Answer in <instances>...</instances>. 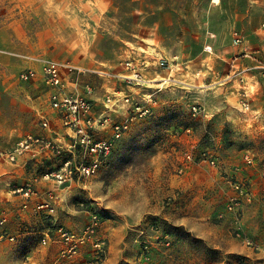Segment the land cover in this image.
Instances as JSON below:
<instances>
[{
  "label": "rangeland",
  "instance_id": "374dc122",
  "mask_svg": "<svg viewBox=\"0 0 264 264\" xmlns=\"http://www.w3.org/2000/svg\"><path fill=\"white\" fill-rule=\"evenodd\" d=\"M236 34L242 39L239 45ZM19 56L114 74L126 73L128 61H147L153 88L163 91L156 113L132 125L92 188L71 200L76 208L83 203L100 216L104 264H143L139 255L145 245L152 250L145 264H264L240 249L235 220L227 212L235 194L232 182L246 181L242 177L249 170L264 176V128L244 129L235 118L247 115L236 110L234 101L225 108L221 101L222 88L234 84L241 68L248 72L246 80L239 79L242 90L257 79L264 83L259 76L264 72V0H0V152L35 133L40 114L49 107L39 86L19 80L29 66ZM93 82L100 92L104 81ZM194 105L218 112L216 130L202 132L199 146L193 136H176L184 128L202 126L205 116H191ZM225 111L232 120L221 119ZM208 132L215 141H207ZM206 151L217 160L216 168L187 164L178 173L186 152L199 157ZM247 154L254 165L246 163ZM14 171L0 160L2 202L24 182ZM1 204L0 220L6 217L7 223L0 232L15 240L0 239V264L93 261L91 247L75 258H62L55 235L44 246L42 224L15 226V219L2 214ZM81 217L85 225L89 214ZM66 221L60 216L59 226H68Z\"/></svg>",
  "mask_w": 264,
  "mask_h": 264
},
{
  "label": "built area",
  "instance_id": "2783aa9c",
  "mask_svg": "<svg viewBox=\"0 0 264 264\" xmlns=\"http://www.w3.org/2000/svg\"><path fill=\"white\" fill-rule=\"evenodd\" d=\"M235 43H242L241 37L235 35ZM27 66L19 76L24 84L39 83L50 108L55 111L58 122L64 130L63 139H53L44 134H28L14 146L0 152V160L11 165H18L23 158L32 163L36 174L23 186L14 189V193L23 197L21 210L48 220L51 229L41 243L45 246L52 242L61 246L62 258L72 259L91 247L93 261L90 264H104L107 257L105 241L100 237L101 218L96 212H88L85 204L78 207L89 214V221L79 232L59 226L57 216V195L50 189L42 192L37 187L38 179L54 182L59 187L70 186L75 182L96 177L108 164L118 143L131 130L135 122L154 115L158 106L161 88H153L154 80L150 78L148 62L126 63V73L114 74L100 67H82L70 62L53 58H36L19 56ZM164 65V60H159ZM103 80L101 95L93 80ZM115 82H120L117 89ZM241 94L242 107L249 110L248 94ZM194 120L206 117V110L200 105L191 108ZM41 130L53 132L54 128L47 117L39 121ZM192 137L194 127H187L176 136ZM215 136L208 132L207 141H215ZM185 163L178 169L183 174L187 164L218 166L214 155L209 151L199 157L191 152L184 154ZM246 163L254 165L250 155L245 156ZM235 194L229 199L227 212L235 219V236L240 243L257 254L264 256V243L258 244L242 232L241 221L243 208L252 198V184L248 181H235L231 184ZM264 193V189H263ZM7 223V218L0 220V226ZM0 239L14 241L5 230L0 232ZM152 257L148 245L143 246L139 260L145 264Z\"/></svg>",
  "mask_w": 264,
  "mask_h": 264
},
{
  "label": "crops",
  "instance_id": "0c3cea01",
  "mask_svg": "<svg viewBox=\"0 0 264 264\" xmlns=\"http://www.w3.org/2000/svg\"><path fill=\"white\" fill-rule=\"evenodd\" d=\"M256 68H259V66ZM246 69L247 68H241L240 71H237V75H239V78L236 81H234L233 85L226 86V87L222 88L221 101L224 99L222 102V104H224L223 105L224 108L226 107V105H225L226 103H229V101H234L235 105L237 107L236 110L237 111L239 110V112L247 115L246 117H243V118H240V117L235 118V121L240 119L241 125L244 129L247 130L248 129L247 127H249V125H255V124H257V126L258 125L261 126L260 124H262L263 125L262 128H264V116H262V114L264 113V111H263V107H264V83H263L262 79H261V81H259L257 79L252 83H246L248 85L244 86V89L245 88L247 89V91H245V92L248 95L251 94V96H253L252 102L249 101V103H250L249 113H248V110H245L242 107L241 102H242L243 98H242L241 94L244 91L242 90V85L240 84L239 79H242L243 81L246 80L245 77H246V75H248V72ZM229 73H230L229 75L232 76L236 72L232 71ZM229 75L227 77L229 79H231L229 77ZM261 75L264 77V72L259 73V76H261ZM254 78H255V76H254ZM115 83H116L115 85H117V89L122 88L120 82H115ZM31 85H32L31 87L39 86L41 88L40 94H42L43 97L47 100V96H46V94H44L42 86L39 83H35V84H31ZM162 92L163 91H161L160 94L158 95V99H159L158 105L160 102V98L163 95ZM101 94L102 93L100 91L98 93V95H101ZM158 108H159V106L156 107L154 113H156ZM224 108H222V109H224ZM206 112H207V114H206L205 119H202V121H201V123H203L202 126L198 130L195 129V133L193 135V137H194L193 142H194V144H196L195 146L200 145V140L202 139V137H201L202 132H203V134H205L207 132L208 128L210 131L216 130V126L214 127L213 118L217 115L218 112H211L209 110H206ZM224 113H225V115H224ZM224 113H222V115H221V119L224 122H226L230 119L232 120L233 117L230 116L227 113V111H225ZM41 117H47L50 120L51 125L54 128L53 132L41 130V128L39 127V121H40ZM37 124H38L37 129L35 130V133H32V134H44V135H47L53 139H60V140L63 139L64 130L61 128V126L58 122L57 114L55 113V111H53L50 108V106L48 107L47 112L45 114H42V115L40 114ZM172 162H174V160L170 161V165L172 168H174V163H172ZM11 166L15 169L14 174H16V176H19V179H22V180L24 179L22 186L25 183H27L31 178H33V176L37 172V170H35V166L32 163H30V164L28 163V165H27V158H23L19 162L18 165H11ZM99 174L94 178L86 179L83 182H75V183H72L70 186H66V187H59L54 182L44 180L43 178L38 179L39 180L37 183L38 189H40L42 192H45L47 190L52 189V190H54L55 194L58 197V199H57V216H56L57 224L59 223L58 221H59V218L61 216V218H63V219L66 217V219H67L66 222L69 223L68 226H70V227H68L65 225L66 228L68 227V229H72V230L76 231V229L84 226L82 224L83 220H82L81 216H82V214H85V212L79 208H76L74 206V204L71 203V200H72L73 196L81 195L82 192L90 190L92 188L93 181L96 178H98ZM14 178H15L14 176L11 177V179H14ZM242 178H245L246 181H248L252 184V198L249 201V203L245 204V206L243 208V218L241 221L242 228L244 230V233L247 236L259 238L260 241H264V240H262V238H264V211H261V209H262L261 206L262 205L264 206V193H263L264 176H260V174H258L255 170H249L248 172H245V174H243ZM261 191H262L263 196L260 195ZM7 195L9 196L7 201H4V202L0 201V203H2L1 204V207H2L1 209L3 212L2 214L9 216L11 218V220L15 219L16 220L15 226L17 225L20 228H23L24 226L30 227V225L32 226V224H36L35 222H39L40 224L43 225L42 229H40V231H42L43 236H45L49 233V230L51 229L49 222L47 223L44 220H42L41 218H37V217L33 216V214H31V213H29V212L25 213L21 210V206L24 202L22 196L15 194L14 190H11L10 192H8ZM8 202H9V204H8ZM231 216H232L233 220H235L234 216L233 215H231ZM9 217H8V219H10ZM9 229H10V225H9ZM11 229H13V227ZM239 244H240L239 245L240 249L243 252H245V254H247V256L254 255V256H258V257L264 259L263 255L253 252L251 249L245 247L242 243H240V241H239Z\"/></svg>",
  "mask_w": 264,
  "mask_h": 264
}]
</instances>
